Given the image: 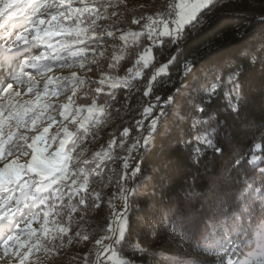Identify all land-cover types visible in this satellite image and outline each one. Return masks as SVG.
I'll use <instances>...</instances> for the list:
<instances>
[{"label": "trees", "instance_id": "obj_1", "mask_svg": "<svg viewBox=\"0 0 264 264\" xmlns=\"http://www.w3.org/2000/svg\"><path fill=\"white\" fill-rule=\"evenodd\" d=\"M224 1L241 11L251 2H264L212 0L185 28L187 36L180 42L158 35L160 29L150 34L147 27L175 0H146L144 6L119 5L115 17L111 16L110 4H105L107 18L97 21L98 29L108 27L114 32L140 35L134 44H122V56L112 63L111 73L121 79V85L112 83L103 92L85 97L81 105L103 111L113 109L130 89L136 88L129 100L134 104L147 99L151 120L158 121L150 143L144 146L141 142L131 153L126 152V159L121 153L111 155L104 168L96 170V176L90 174L92 163L79 168V176L104 182L113 175L114 168L127 183L125 204L130 228L126 238L111 244V249L131 264H170L173 260L180 264H227L229 258L233 264H244L245 256L255 246L257 236L253 237L250 229L237 236L233 221L243 219L248 228V206L255 209L258 220L264 199V177L260 175L264 167V18L235 15L227 6L219 10ZM133 19L140 22L133 24ZM67 25L73 26V21L68 20ZM87 26V21L81 24L82 28ZM97 32L87 33L83 50L95 48ZM66 39L74 43V37ZM146 51L151 52L152 61L145 67L136 59ZM168 57L165 70L153 72L157 59ZM237 70L239 88L233 91L228 78ZM217 83L221 87L214 91ZM233 106H238V111H233ZM201 107L203 112L199 111ZM125 128L133 140L134 128L126 125L123 132ZM78 133L81 139L83 132ZM208 140L222 148L223 154L209 147ZM252 156L258 158L255 165L251 163ZM237 159L239 164L235 163ZM136 167L141 171L133 175ZM191 192L201 195H189ZM82 197L84 204L80 203ZM89 201L87 192L78 189L73 196H66L67 206L63 205L62 210L65 207L70 212L68 205L72 203L71 212H78ZM136 202L137 209L133 204ZM51 205L49 197L38 208ZM154 219L155 234L151 230ZM162 226L194 253H204L207 258L177 259L165 251L166 240L157 236ZM223 248L229 249L227 255Z\"/></svg>", "mask_w": 264, "mask_h": 264}, {"label": "rangeland", "instance_id": "obj_2", "mask_svg": "<svg viewBox=\"0 0 264 264\" xmlns=\"http://www.w3.org/2000/svg\"><path fill=\"white\" fill-rule=\"evenodd\" d=\"M146 0H105V4H110L111 10L117 13L119 5H133L144 6ZM212 0H175L174 4L179 5L181 3L200 4L201 7L195 14L197 15L203 11ZM58 3V0H55ZM85 4L92 6L94 0H83ZM39 3L53 4L54 0H39ZM72 6L79 7L81 0H71ZM219 10H224L225 7L232 8L233 14L246 15L249 17H256L258 19L264 18V2L256 3L251 2L247 9L241 11L237 6L229 4L228 1H224L220 4ZM149 6V5H147ZM64 8L67 7L65 4ZM226 7V8H227ZM108 9V6H107ZM112 11V12H113ZM231 11V10H230ZM179 12V9H176ZM118 14V13H117ZM107 16V14H105ZM110 16V15H108ZM174 18V17H173ZM172 18V19H173ZM41 19L48 20L50 16L41 12ZM195 19L186 23L181 32L179 42L186 38L187 31L185 30ZM157 23L159 19L156 20ZM64 26L68 27V20H65ZM152 23V22H151ZM150 23V24H151ZM174 25V24H173ZM45 24L42 27H47ZM8 32H14L11 40H15L16 36L20 34V29L17 24L15 28L11 26L9 22L6 26ZM31 27V25H29ZM175 28V25H174ZM173 28V29H174ZM149 29V28H148ZM97 36L102 35L101 41H99L95 48L92 50H83L84 39L82 43H68L66 35H56L45 40L42 44H22L21 48L16 50H9L11 47V41L5 34V29L0 28V77H3L5 68L2 62L7 60L9 66V76L4 82L0 80V88H6L7 84H12V103H24L25 101H36L37 93L40 95L41 104H50L44 114L42 120L37 121L35 128L20 129L26 136L29 137L28 143H31V137L39 135L43 132L44 127H48L49 131L45 134V140L41 143L43 148V155L51 158L52 154H55L59 149V141L63 139V126H67L69 131H75V136L79 137L78 132H83L80 135L83 136L77 140V144L74 145L71 141L65 145L64 152L72 156V162L69 164V173L64 177L62 182H59L60 192H53L50 196L51 204L54 207L44 206L43 208H34L33 212L38 213L35 219L32 220L31 228L37 230V235L40 234L42 227H48L50 230L58 229V227H64L67 229L66 233L55 232V239L51 236L48 237V247L50 252H46L43 249L39 252H35L29 257V264H95L97 260L96 251L100 248V245L96 244V241L101 236H111L112 233L108 230V225L112 224L113 229H117L119 224L113 222L114 215L117 213H123L125 208L126 187L127 183L123 180V177L116 175V169H112L113 175H110V179L105 182L101 179L89 178L86 175L79 176L80 166L84 163H92V169L90 174L92 176L97 175L98 168H104V164L110 161V156L116 153H121L127 158L128 149L137 140L143 142L142 136L149 134V125L152 120L150 113H145L144 109L149 108L150 104L147 103V99L136 102L130 101L129 98L137 91L136 88L130 89V91L124 96V100L119 102L113 109H107L105 111L96 106L81 105L80 101H83L85 97L92 94H98L104 91L107 86H111L112 83L117 82L121 85V79L111 73V66L114 60H117L122 56L124 49H121L122 44H134L138 41L137 37H133V32H114L108 27H102L98 29ZM159 30V29H157ZM112 31L113 36H107V32ZM163 27L158 31L162 32ZM150 34L154 32L148 31ZM184 33V35H183ZM34 34V33H33ZM88 35V34H87ZM121 35L127 37V41L119 39ZM177 40L176 35L170 36ZM30 39V37H29ZM51 42L52 47H48V42ZM177 40V41H178ZM156 39H153V42ZM7 43V47H6ZM66 46V47H65ZM70 49V50H69ZM71 51H76L79 54L72 56ZM30 56L41 57L36 61L37 67L24 66L23 61L29 59ZM144 57V59H141ZM170 57V56H169ZM169 57L165 60H157L154 64L153 72L158 70L159 72L165 70V66L168 63ZM136 61H141L142 64H151L152 61L151 52L146 51L138 55ZM83 64V67L80 65ZM21 68H23L24 75L22 76V82H17L15 77L21 75ZM75 74V75H73ZM29 81L32 82V90L29 91ZM82 81L83 83H79ZM47 85V87H45ZM99 89V91H97ZM16 93H19L17 96ZM0 103L7 107L9 99L5 97V93L0 91ZM68 104V119L60 115L64 110L63 105ZM81 111L76 113L75 110ZM89 109H92V115L89 116ZM52 115L55 117L53 121H49L47 117ZM77 121H83L84 128L88 131L85 132L84 128L80 127L79 123H72L73 118ZM84 117H88L87 120ZM138 122H142V127L138 126ZM49 125H51L49 127ZM132 126L134 128L133 140H130V132L125 134L122 130L124 126ZM122 130V131H121ZM7 131V128H5ZM55 137V139H52ZM131 143H130V142ZM123 142V146H121ZM75 148V151L72 149ZM7 149V145H5ZM26 153V154H25ZM32 149L25 147L24 152L17 151L14 156L7 157V161L17 160L18 163L27 164L31 162ZM5 160L0 157V167H3ZM258 158L256 156L251 157L252 165L257 164ZM95 163V164H94ZM264 168V167H263ZM105 170V169H103ZM106 169L104 172H108ZM75 179L76 183L73 184L72 180ZM101 181V182H100ZM54 188L57 185L53 186ZM85 190L87 196L90 197L89 205H86L85 209L78 212H71L72 203L68 205L70 212L62 210V206L67 195H74L76 190ZM16 195H19L17 192ZM57 197H60L57 199ZM134 208H138V203H133ZM40 206V205H39ZM62 210V211H61ZM48 212V223L45 225L44 213ZM23 215L25 220L32 217L33 213H29L27 209L23 213H17V216ZM20 227L28 231L25 224L21 221ZM157 225L156 219L152 224V233ZM14 232L19 233V229H13ZM155 234V233H154ZM157 236L160 239H165L167 248L165 251L170 252L177 259L182 257L191 258H207V255L196 254L190 248H188L184 242L176 235L170 233L167 228L162 226ZM21 241L27 239L26 235L20 234ZM103 244L109 245L110 241L105 239ZM3 244L0 241V253H2ZM105 257L102 255L101 259ZM245 260L248 264H261L264 261V245L261 244L259 237H256V243L252 251L245 256ZM125 259L116 254V251L112 250V254L106 260V264H123ZM0 264H18L15 257H4L0 259ZM237 264V263H235Z\"/></svg>", "mask_w": 264, "mask_h": 264}, {"label": "snow or ice", "instance_id": "obj_3", "mask_svg": "<svg viewBox=\"0 0 264 264\" xmlns=\"http://www.w3.org/2000/svg\"><path fill=\"white\" fill-rule=\"evenodd\" d=\"M55 7L53 4L39 3V0H0V28L5 29V34L11 41V47L9 50H16L21 48L22 44L35 43L37 45L45 42L46 39L56 36V35H66L74 37V43H82L83 38H86L88 32L96 33L97 29L100 27L97 24L98 20L106 19L105 13L108 9L105 7V0H94V4L90 6L85 4L81 0V5L79 7H73L71 0H58V3L54 0ZM67 5L64 8V5ZM201 7L200 4H189L181 3L179 5L168 4L167 11L164 13H158L162 16L163 31L159 32L158 35L161 36H172L176 35L177 40L180 38V32L186 23L195 19V14ZM179 9V12H175V9ZM50 16V19H41V12ZM117 13L113 11L111 16L115 17ZM168 17H174L170 22L175 25L173 30H169V20ZM83 18V19H82ZM140 19H143L141 17ZM152 20V17H148ZM65 20H72L73 26H64ZM87 21L88 26L82 28L81 24ZM9 22L13 28L18 24L22 31L15 40H11L14 32H8L5 27ZM140 21L133 19V24H138ZM47 24V27H42ZM31 25V27H29ZM150 32H155L159 27L157 21L153 20L151 24L147 25ZM34 33V34H33ZM133 37H137L139 33H131ZM107 36H113L112 31L107 32ZM30 37V39H29ZM102 39L101 36H97V43ZM122 41H127L125 35L119 37ZM176 42V41H174ZM7 47V43H6ZM48 47H52L49 40ZM66 47V46H65ZM70 50V49H69ZM79 53L76 51H71L72 56H77ZM41 59L38 56H30L29 59L23 61L24 66L37 67L36 61ZM144 59V57H141ZM171 63V61H169ZM83 67V64L80 65ZM139 73H137L138 75ZM24 75L23 68H21V75L15 77L17 82H22V76ZM75 75V74H73ZM235 77V80L233 79ZM239 77V70L232 72L229 75L228 81L232 84L233 91L238 90L239 84L236 82ZM79 83H83L79 81ZM30 87L29 91L32 90ZM47 87V85H45ZM221 87L220 83L213 86L214 91ZM12 84H7L6 88H0V91L5 93V97L9 99L7 107L0 103V157H3L5 162L3 167H0V241H2L3 248L2 253H0V259L4 257H15L18 264H29V257L35 252L44 250L50 252L51 249L48 247V237L51 236L55 239V232L61 234L66 233L67 229L64 227H58V229L50 230L48 227H42L39 231L40 234L37 235V230L31 228L32 220L36 218L38 213L33 212L34 208H38L39 205L45 204L49 200V197L53 192H60L61 189L58 186L59 182L64 180V177L70 175L69 164L72 162V156L65 153L63 150L65 145L71 141L74 145L77 144L78 137L73 139L75 136V131H69L68 127L63 126V139L59 141V149L55 154L51 155V158L45 157L43 155V148L40 146L45 140V134L48 133L49 128L44 127L43 132L39 135L31 137V143H28L29 137L20 131L22 127L24 128H35L37 121L42 120L44 112L51 107L50 104H41L40 95L37 93L36 101H25L24 103H12ZM99 91V89H97ZM147 94V93H146ZM18 96L19 93H16ZM159 99V97H157ZM171 100V97L169 98ZM68 108L69 105H63V111L60 115L64 120L68 119ZM80 109H76L75 112H80ZM89 116L92 115V109H89ZM199 111L203 112L204 108H199ZM233 111H238V106H233ZM144 112L150 113L149 108H145ZM49 121H53L55 117L49 115L47 117ZM85 120L88 117H84ZM72 123H79L81 128H84L83 121H77L75 116ZM157 120H152L149 125V134L147 136H142L143 145L147 146L150 143V137L153 132L157 129ZM51 125H49L50 127ZM138 126L142 127V122H138ZM7 128V131H5ZM87 132L88 129L84 128ZM128 129H124V133L127 134ZM55 139V137H52ZM209 147H212L214 151L223 154V149L217 147L211 140L207 141ZM7 145V149H5ZM140 145V141L137 140L128 149L131 153ZM123 146V142L121 144ZM25 147L32 149L31 162L27 164L18 163L17 160L7 161V157L14 156L17 151L24 152ZM75 151V148L72 149ZM26 154V153H25ZM236 164L240 163V160L235 161ZM128 163L125 161L124 168H128ZM141 171L140 167L134 169L133 175ZM260 175L264 177V168L260 169ZM195 181V178H193ZM72 183L75 184L76 180L73 179ZM57 185L56 188L53 186ZM250 187V185H249ZM19 195H16V193ZM189 195L200 196L199 192H191ZM60 197H57L59 199ZM84 198L80 199V203L84 204ZM54 207L55 205H51ZM27 209L29 213H33L32 217L28 220L24 219L23 215L17 216V213H23ZM248 228L244 227L243 219L239 221H233V229L237 236H240L241 232H248L251 230V235L253 237L258 236L262 245H264V199H262L261 213L259 219L256 220L255 209L252 206H248ZM45 225H47L48 212L44 213ZM21 221L25 224L28 229L25 232L24 229L20 227ZM255 221V222H254ZM114 223L119 224L118 236L117 229H113L112 224L108 225V230L112 233L111 236H101L100 239L96 241L100 248L96 251L97 260L95 264H106V260L112 254L111 244L119 243L126 238V230L130 228L129 217L127 215V205L125 204V211L123 213H117L113 218ZM19 229V233L14 232L13 229ZM20 234L26 235L27 239L21 241ZM113 237H116L113 240ZM109 240L110 244H103V240ZM222 247L221 245H217ZM229 249L223 248V252L227 255ZM104 259H101V256ZM123 264H131L130 260H125ZM170 264H180V261L173 260ZM223 264V261H221ZM227 264H233L231 258L227 260ZM241 264V262H237ZM244 264H248L244 261ZM264 264V261L261 262Z\"/></svg>", "mask_w": 264, "mask_h": 264}, {"label": "built area", "instance_id": "obj_4", "mask_svg": "<svg viewBox=\"0 0 264 264\" xmlns=\"http://www.w3.org/2000/svg\"><path fill=\"white\" fill-rule=\"evenodd\" d=\"M175 12H176V9H175ZM172 18L173 17H168V20H169V30L171 31V30H173V28H174V25L173 24H171V20H172ZM158 25H159V27L157 28V29H161L162 27H163V23H158ZM156 29V30H157ZM173 36V35H172Z\"/></svg>", "mask_w": 264, "mask_h": 264}, {"label": "bare ground", "instance_id": "obj_5", "mask_svg": "<svg viewBox=\"0 0 264 264\" xmlns=\"http://www.w3.org/2000/svg\"><path fill=\"white\" fill-rule=\"evenodd\" d=\"M158 23H162V16L159 18ZM183 35H184V33H183ZM3 82H4V80H3Z\"/></svg>", "mask_w": 264, "mask_h": 264}]
</instances>
